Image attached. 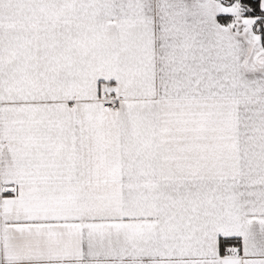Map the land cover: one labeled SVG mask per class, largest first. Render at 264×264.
<instances>
[{
  "label": "crops",
  "instance_id": "1",
  "mask_svg": "<svg viewBox=\"0 0 264 264\" xmlns=\"http://www.w3.org/2000/svg\"><path fill=\"white\" fill-rule=\"evenodd\" d=\"M0 264H264L249 20L216 0H0Z\"/></svg>",
  "mask_w": 264,
  "mask_h": 264
},
{
  "label": "trees",
  "instance_id": "2",
  "mask_svg": "<svg viewBox=\"0 0 264 264\" xmlns=\"http://www.w3.org/2000/svg\"><path fill=\"white\" fill-rule=\"evenodd\" d=\"M226 7L236 8L242 19L249 20L251 30L260 37L264 50V12L260 8V0H216ZM218 22L223 26L236 28V20L230 16H219Z\"/></svg>",
  "mask_w": 264,
  "mask_h": 264
},
{
  "label": "built area",
  "instance_id": "3",
  "mask_svg": "<svg viewBox=\"0 0 264 264\" xmlns=\"http://www.w3.org/2000/svg\"><path fill=\"white\" fill-rule=\"evenodd\" d=\"M98 100L106 110H113L116 106V99L113 97V95L108 90L102 91L99 95ZM232 249L233 247L230 246L229 250H232Z\"/></svg>",
  "mask_w": 264,
  "mask_h": 264
}]
</instances>
